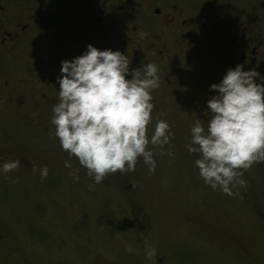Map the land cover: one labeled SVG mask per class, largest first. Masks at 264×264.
I'll use <instances>...</instances> for the list:
<instances>
[{"label": "rangeland", "instance_id": "1", "mask_svg": "<svg viewBox=\"0 0 264 264\" xmlns=\"http://www.w3.org/2000/svg\"><path fill=\"white\" fill-rule=\"evenodd\" d=\"M201 1L230 9V18L244 20L248 29L264 30V0ZM220 54L216 47L200 63L208 74L203 121L210 119L205 101L215 95L209 85L229 68ZM39 102L21 97L8 108L14 114L0 120V147L20 161L6 177L0 174V264H264V162L244 171L247 187L234 189V196L204 184L196 156L172 144L163 155L149 145L155 173L140 158L134 172L109 174L100 184L72 158L80 176L74 182L51 117L34 122ZM33 165H47L48 177L41 181ZM145 215L149 227L143 230Z\"/></svg>", "mask_w": 264, "mask_h": 264}, {"label": "flooded vegetation", "instance_id": "2", "mask_svg": "<svg viewBox=\"0 0 264 264\" xmlns=\"http://www.w3.org/2000/svg\"><path fill=\"white\" fill-rule=\"evenodd\" d=\"M229 10L201 0H0V120L14 114L8 109L14 101L31 96L40 101L35 124L46 122L42 115L50 118L58 102L61 61L91 43L127 54L130 69L158 66L153 113L174 129L171 144L184 147L191 120L203 121V58L217 47L229 68L264 72V30L248 29L240 13L233 21ZM0 157L18 155L0 147ZM139 225L149 227L146 215Z\"/></svg>", "mask_w": 264, "mask_h": 264}, {"label": "clouds", "instance_id": "3", "mask_svg": "<svg viewBox=\"0 0 264 264\" xmlns=\"http://www.w3.org/2000/svg\"><path fill=\"white\" fill-rule=\"evenodd\" d=\"M130 65L120 50L92 44L61 61L51 124L67 153L64 167L74 182L80 180L79 168L100 184L109 174L134 172L140 158L147 171L155 173L157 161L149 145L158 146L161 155L171 145L175 133L167 120L156 118L148 135L155 107L152 92L160 87L158 66ZM209 91L215 93L205 101L210 119H197L190 126L184 147L196 156L194 166L204 184L234 196V189L247 187L244 171L264 162V75L237 64L211 83ZM72 158L79 168L73 169ZM19 167V159L0 157V174L5 177ZM32 171L39 172L41 181L49 175L47 165H33Z\"/></svg>", "mask_w": 264, "mask_h": 264}]
</instances>
